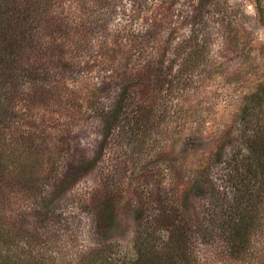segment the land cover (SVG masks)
<instances>
[{"label":"trees","instance_id":"obj_1","mask_svg":"<svg viewBox=\"0 0 264 264\" xmlns=\"http://www.w3.org/2000/svg\"><path fill=\"white\" fill-rule=\"evenodd\" d=\"M117 2L0 0V202L3 205L4 185L12 182L18 168L26 173L33 168L29 153L42 152L52 159L49 153L36 150L31 142L22 140L31 135L23 133L21 121L15 119L19 103L23 105L27 100L29 107L43 110L39 117L41 125H36L41 131L49 127L45 109L53 111L60 106L75 116L88 101L97 114L101 134L98 155L74 167L61 179L59 185L63 188L69 186L67 182L71 185L94 169L115 140L125 145L138 142L140 152L167 110L172 117L183 110L179 99L187 93L191 80L199 75H195V69L205 55L200 34L197 31L175 39L176 28L169 27L170 10L166 13L159 10L141 29L129 34L121 20H108L109 11L117 14L122 9ZM68 11H72L73 19L81 20L75 23L76 27L72 22L71 27L67 22L65 25L70 19ZM72 28L78 37H71ZM165 31L167 36H172H165ZM171 50L173 54L168 55ZM83 74L94 76L97 82L86 88L87 84H81L86 77ZM67 76H74L73 81L78 79L79 83L72 85L71 96L64 97ZM239 121L237 144L231 145L234 149L228 150L224 144L217 152L225 181L223 190L209 180L208 172L204 174L203 168L208 171L210 165L206 162L201 174L197 171L192 177L183 198L180 196L170 204L160 189L163 198L154 201L156 207L147 202L135 207L133 256L121 253L116 241L102 240L97 246L80 251L72 264H201L197 244L205 236L211 238L208 244L212 245L214 262L264 264V82L247 97ZM15 122L18 124L12 128L15 134L11 133L8 142L5 133ZM106 180L103 192L106 196L102 194L99 198L98 227L103 234L111 232L119 219L118 203L113 195L114 175L108 173ZM202 199L206 200L202 214L196 211L190 214V205ZM18 222L0 209V264H52L55 259L44 250L46 241L39 240L38 235Z\"/></svg>","mask_w":264,"mask_h":264},{"label":"rangeland","instance_id":"obj_2","mask_svg":"<svg viewBox=\"0 0 264 264\" xmlns=\"http://www.w3.org/2000/svg\"><path fill=\"white\" fill-rule=\"evenodd\" d=\"M117 1L123 7L117 14L109 11L108 20H121L129 34L141 29L159 10H170L169 27L176 28L174 38L183 39L198 31L205 55L195 69V75H199L191 80L187 93L179 99L183 110L173 117L167 110L140 152L138 142L125 145L115 140L94 169L71 185L67 182L69 186L65 188L59 185L60 180L74 167L98 155L101 134L97 114L88 101L75 116L60 106L53 111L45 109L49 127L41 131L37 126L41 125L39 117L43 110L29 107L27 100L23 105L19 103L15 119L21 121L23 133L31 135L22 140L31 142L36 150L49 153L52 159L42 152L29 153L33 168L27 173L18 168V174L11 177L12 182L4 185L1 192V195L5 192L4 205L0 202V209L18 223H24L39 240L46 241L44 250L55 259L52 264H72L80 251L95 247L102 240L116 241L121 253L133 256L135 207L142 202L156 207L154 201L163 198L160 189L170 204L180 196L183 198L192 177L197 171L201 174L206 162L210 165L208 171L203 168L204 174L208 172L209 180L223 190L225 181L217 152L224 144L228 150L234 149L231 145L237 144L241 108L249 94L264 82V0ZM201 2H204L202 6ZM68 12L70 19L65 25L72 22L76 27L75 23L81 20L73 19L72 11ZM69 33L71 37H78L74 28ZM172 54L173 50L168 53ZM87 75H81L86 76L81 83L87 84L86 88L97 82L94 76ZM73 79L74 76H67L64 97L71 96L72 85L79 83ZM17 125V122L9 125L6 141L10 142L15 134L12 128ZM108 173L114 175L113 195L118 203L119 219L111 232L103 234L98 227L99 198L102 194L106 196L103 192ZM190 206V214L195 211L202 214L206 200ZM210 239L205 236L197 244L199 263L220 264L212 261Z\"/></svg>","mask_w":264,"mask_h":264}]
</instances>
